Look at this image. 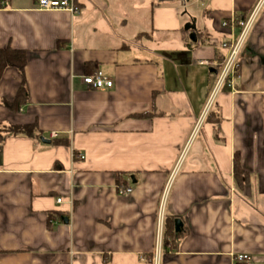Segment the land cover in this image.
Listing matches in <instances>:
<instances>
[{
    "label": "crops",
    "instance_id": "crops-1",
    "mask_svg": "<svg viewBox=\"0 0 264 264\" xmlns=\"http://www.w3.org/2000/svg\"><path fill=\"white\" fill-rule=\"evenodd\" d=\"M76 1L0 0V48L28 56L0 127L37 129L3 133L0 264H264V10L232 86L211 66L258 0ZM99 72L112 89L82 82Z\"/></svg>",
    "mask_w": 264,
    "mask_h": 264
},
{
    "label": "built area",
    "instance_id": "built-area-1",
    "mask_svg": "<svg viewBox=\"0 0 264 264\" xmlns=\"http://www.w3.org/2000/svg\"><path fill=\"white\" fill-rule=\"evenodd\" d=\"M201 2L202 0H196ZM37 8L41 11H66L72 16L80 13V7L76 0H36ZM264 10V0H258L255 7L249 13L247 17L235 18L232 19L231 24H237L241 32L238 38L231 42L228 46L230 51L226 57H223L219 61H215L211 66L216 70L215 74H212V77L217 80L216 90L228 84L232 86L233 78L238 74V58L244 47V44L258 18L260 13ZM229 22L224 23V26H228ZM207 64V63H206ZM210 65V64H208ZM82 82L94 90H105L112 89L114 87V81L111 78L106 77L103 73L99 72L92 76L82 77ZM215 90V91H216ZM212 103H210L211 105ZM82 160H85V156L80 157ZM133 192V189L130 187H122L119 191L121 195H130ZM64 200L62 198L58 199V203L62 204ZM160 227L159 234L163 230L162 226V217L159 219ZM235 260L239 264H249L252 261V257L249 255H236Z\"/></svg>",
    "mask_w": 264,
    "mask_h": 264
},
{
    "label": "trees",
    "instance_id": "trees-1",
    "mask_svg": "<svg viewBox=\"0 0 264 264\" xmlns=\"http://www.w3.org/2000/svg\"><path fill=\"white\" fill-rule=\"evenodd\" d=\"M28 64V56L27 52L24 50H18L14 49L11 46H8L6 48H0V83L3 79V76L8 69H15L19 75L22 78V84L21 87L17 93V96L15 100L10 103L5 101V105L13 110H19L22 105L26 104L28 101V91L25 84V70ZM92 74V73H91ZM35 125L31 126H23V127H17V126H11L6 128L0 127V148L4 142L3 139V133L4 132H10V133H23L28 136H33V134L36 132ZM236 167H237V161H236ZM241 174V173H240ZM239 170H236V176L239 177ZM171 224L169 221L167 222V229L166 233H171L170 226Z\"/></svg>",
    "mask_w": 264,
    "mask_h": 264
},
{
    "label": "water",
    "instance_id": "water-1",
    "mask_svg": "<svg viewBox=\"0 0 264 264\" xmlns=\"http://www.w3.org/2000/svg\"><path fill=\"white\" fill-rule=\"evenodd\" d=\"M191 40L192 41H194V42H197V37H196V34L195 33H192V35H191ZM215 73H216V71H215ZM43 142H45V143H47V144H49L50 143V141H46V140H43ZM179 223H177V225H178Z\"/></svg>",
    "mask_w": 264,
    "mask_h": 264
},
{
    "label": "rangeland",
    "instance_id": "rangeland-1",
    "mask_svg": "<svg viewBox=\"0 0 264 264\" xmlns=\"http://www.w3.org/2000/svg\"><path fill=\"white\" fill-rule=\"evenodd\" d=\"M198 14H199V13L196 14V22H197V21H198V22H201L202 20L198 18Z\"/></svg>",
    "mask_w": 264,
    "mask_h": 264
}]
</instances>
